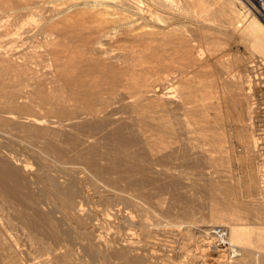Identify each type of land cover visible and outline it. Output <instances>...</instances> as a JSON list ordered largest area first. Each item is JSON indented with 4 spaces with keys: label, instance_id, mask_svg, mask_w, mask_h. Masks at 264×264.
Listing matches in <instances>:
<instances>
[{
    "label": "bare ground",
    "instance_id": "obj_1",
    "mask_svg": "<svg viewBox=\"0 0 264 264\" xmlns=\"http://www.w3.org/2000/svg\"><path fill=\"white\" fill-rule=\"evenodd\" d=\"M57 1L0 0V264H203L208 250L233 264L250 255L235 197L256 190L257 202L241 201L264 222L254 65L230 74L209 36L238 33L264 58V0ZM221 165L225 174L214 175ZM180 166L198 168L200 188L186 183L207 197L199 224ZM152 182L170 198L153 205L173 216L163 224L150 220ZM168 226L189 244L175 257L156 249ZM216 230L240 245L238 256L219 251Z\"/></svg>",
    "mask_w": 264,
    "mask_h": 264
},
{
    "label": "rangeland",
    "instance_id": "obj_2",
    "mask_svg": "<svg viewBox=\"0 0 264 264\" xmlns=\"http://www.w3.org/2000/svg\"><path fill=\"white\" fill-rule=\"evenodd\" d=\"M39 2H40V0H38ZM51 1H53V0H41V2L40 3H44L43 5H45V6H49V7H53L54 5L56 6V4H54V2H56L55 0H54V2L52 3ZM193 1V4H195V6L197 7V6H199L200 4H202V1H204V0H201V1H198L197 2V0H192ZM206 2H205V4L207 3V0H205ZM210 1V0H209ZM50 2V3H49ZM197 2V3H196ZM57 3H58V1H57ZM247 3H248V1H247ZM49 4V5H48ZM198 4V5H197ZM246 4V3H245ZM249 5H250V3H248ZM253 4L254 5H260V3L258 2V0H255V1H253ZM252 5V4H251ZM210 7H212V6H210ZM252 12L254 13V15L257 17V18H259V19H262L260 16H259V11H258V9H253L252 10ZM224 34H226V33H224ZM223 33H220V32H214V33H212V34H210V38H209V40L211 41V43H213L214 44V47L219 51V53H220V55H221V57H219V60H221L222 59V57H223V59L221 60V61H218V64L220 65L222 62L226 65V66H228V63H229V65H230V63L232 64V69H234V68H236V69H234V71H233V73H232V69L231 68H229L230 66H228L227 67V69H229V72L231 71V73L230 74H232V75H236L237 74V72H238V70H240L241 69V67H240V65H238V64H243V63H251V64H253L254 66H253V70H254V72H255V79H257V80H255L254 79V82L256 83H254L253 84V90H252V93L253 94H251V97L252 98H254V99H252V101H254V102H256L255 103V105H256V117L255 118H257L259 121H257L256 119H255V121H254V126H253V129H255L254 131L255 132H257V130L258 129H260V130H258V132L257 133H259L258 135H260V137H262L261 139H260V141H262V143H260V145L262 146L261 147V149H260V147H259V150H258V152H257V154H256V158H257V161L258 160H264V137H263V135H264V133H263V130H264V58H263V56H262V54L261 53H258V51H257V49H255V48H252L249 44H251L248 40H246V41H244V39H242L240 36H239V34L238 33H234V34H232L231 36H229L230 34H226V35H224ZM228 36H229V38H228ZM212 37H213V39H212ZM212 39V40H211ZM244 41H242V40ZM214 41V42H213ZM219 41V42H218ZM217 42V43H216ZM221 42V43H220ZM219 44V45H218ZM247 44V45H246ZM217 45V46H216ZM223 45V46H222ZM250 46V47H249ZM219 47V48H218ZM221 47H222V49H221ZM249 47V48H248ZM227 53V54H226ZM230 54V56H229V54ZM227 55H228V57H229V59H227ZM225 58L227 59V60H229V61H227V62H225L226 60H225ZM261 58H262V60H261ZM231 59V60H230ZM233 61H237L238 63L237 64H235L236 65V67H234L235 65H234V63H233ZM236 63V62H235ZM221 65H223V64H221ZM237 67H238V69H237ZM237 71V72H236ZM195 71H192V73H190V74H192L191 76H189L190 77V80L191 81H196V79H197V76L199 75L197 72H195V74L197 73V75H196V77H195V74H193ZM190 74H188V75H190ZM192 78H193V80H192ZM255 85V86H254ZM253 95V96H252ZM191 98V97H190ZM211 112V114H213V111H210ZM210 112H209V114H210ZM258 112V113H257ZM257 121V122H256ZM256 122V123H255ZM257 126V127H256ZM258 127H260V128H258ZM226 128L228 129L229 128V126L227 127V123H226V126H225V129H223L222 131H225L226 130ZM262 128H263V130H262ZM262 131V132H261ZM225 133H228V131L226 130V132ZM263 134V135H262ZM230 137L231 138H229L228 140V142H229V144H231L235 149H234V151L237 153V151H239V147H238V143H237V140L232 136V135H230ZM234 140V141H233ZM225 145H227V143H225ZM259 145V146H260ZM258 154L260 155L259 157H258ZM256 158H255V160H256ZM260 158V159H259ZM235 161H232L230 164H229V166H230V168L228 167V169H231V172H232V175L233 174H235L234 176H232L231 175V173H229L230 175H231V177H233L234 179L237 177V175L239 174V172H241V169H239V166H237V164L236 163H234ZM261 162V161H260ZM220 166V165H219ZM219 166H217V167H215V170L217 171H215L216 173H214V175L215 174H217V173H220V174H222V175H224L225 174V172H224V168H227V167H225V166H223V165H221V167L223 166V168H221L220 167V169H218V167ZM238 167V168H237ZM252 167H254V166H252ZM208 168H212V167H206V166H204L203 168H201L203 171L205 170V169H208ZM177 169H179V170H177ZM180 169H181V166L179 167V168H176V170L177 171H180ZM182 169H184V173H186L185 172V169H186V171L188 170V167L186 168V166L185 167H183ZM198 169V168H197ZM197 169H195V168H193V170L191 169V168H189V170L187 171V172H189V173H186V174H183L182 172H183V170H181L180 172H181V174L184 176V178H185V181L183 180H181V184L182 183H188V184H190L191 183V186H193L194 185V183H195V185H197L198 186V188H200L199 186L200 185H198V184H200L199 182H201V180H200V178L198 177V175H197ZM193 172H192V171ZM209 170V169H208ZM208 170H207V172H208ZM214 171V168L213 169H211V170H209V171ZM236 171V173H235V171ZM219 171V172H218ZM193 173V174H190V173ZM206 172V171H205ZM234 172V173H233ZM189 174V175H188ZM196 174V175H195ZM228 174V175H229ZM191 175H194V176H191ZM229 175V176H230ZM183 176H182V179H183ZM188 176V177H187ZM192 177V179L194 180V181H192V180H190V178ZM195 177V178H194ZM188 178H189V181H188ZM187 179V180H186ZM198 180L197 182H196V180ZM192 181V182H191ZM185 184V185H181V187H183L182 189L183 190H185L188 194L190 193V195H193V197H192V201H193V205H194V207H195V210H196V213H194V215H195V217L193 216V218H195V222H196V220H197V218H198V216H201V217H199L198 218V222L200 223V221H202V220H206L207 218V214H208V205H205L206 203H204V202H207V197H204V196H206V194L205 195H203L202 194V191H201V189L199 190L198 188H197V186H194L195 188H192L190 185H188V184ZM196 183H198V184H196ZM153 184V185H152ZM149 185V186H148ZM150 185H152L151 187H150ZM146 187H147V191H149V192H152L151 194L152 195H150V196H152V197H150V201L148 200V202H149V204H150V206H151V208L152 209H154L157 205H155V207L153 206L154 204H157V200L159 199L160 200V197H162L163 199L165 198L164 196H167L168 194L167 193H165L164 192V194H162L161 193V195L159 196L158 194H157V192H158V189L156 188V185H155V183H150V184H147L146 185ZM154 187V188H153ZM189 187V189H187V188ZM150 188H153V189H150ZM199 190V192L197 191V189ZM150 189V190H149ZM187 189V190H186ZM196 189V190H195ZM188 190L190 191V192H188ZM193 190V191H192ZM253 191H254V189H252ZM252 190H250L249 192L251 193H246L247 195V197L245 196V194H237L238 196H236L235 198L237 199L238 198V200H239V202H241V203H239V204H237V205H241V207H243V208H240L239 209V215H240V217H241V219L240 218H238V219H236V220H233L235 223H238L239 222V219H240V225H241V228L242 227H244L245 229H243V232H244V237H245V239L247 240H245L243 243H241L240 245H238V247L240 246V248L241 247H243L242 249H248V250H251V254L249 255V253L248 254H246V253H244V251H241V258H242V260H240V259H238V261L236 260L234 263L235 264H264V257L262 256L263 254H264V230H253V228L252 227H254L255 226V228H257V226L261 223V220L260 219H257L256 220V216H254L255 214H254V211H253V209L251 210V205L250 204H254L253 202H255V200H256V202H257V196H256V190L253 192ZM157 191V192H156ZM198 192V194H197V192ZM194 192H196V193H194ZM153 193H154V195H153ZM255 193V194H254ZM156 194H157V196H158V198H157V196H156ZM162 195H164V196H162ZM240 195V196H239ZM249 195H252L253 196V198H252V200H254V198H255V200L252 202V200H251V197H250V200L251 201H248V203L246 204V199L248 200V196ZM195 196H197V197H195ZM255 196V197H254ZM155 197V198H154ZM169 196H167V198H166V200L167 201H165V199L163 200L162 198H161V200H162V207L165 205V204H167V202H169L168 200H170V198H168ZM241 197V198H240ZM194 198H198V199H196V201H195V199ZM230 198H232L233 199V196H231ZM151 199L153 200L152 202H151ZM157 199V200H156ZM156 200V201H155ZM241 200H243V201H246V202H242ZM151 202V203H150ZM155 202V203H154ZM163 202L165 203V204H163ZM195 202H197V203H195ZM201 202V203H200ZM251 202V203H250ZM196 205H195V204ZM204 205H203V204ZM238 203V202H237ZM152 204V205H151ZM200 204V205H199ZM246 204V205H245ZM249 204V205H248ZM203 206V209H202V206ZM243 205V206H242ZM247 206H248V209L250 208V211H248V212H250V213H248L247 212ZM154 207V208H153ZM198 207H200L199 209L201 210H198V209H196V208H198ZM204 207H207V208H204ZM155 209H157V210H159V209H161V207H156ZM154 209V210H155ZM157 210H155V211H152V212H150V218H153V219H150L151 220V222L153 221V220H155L154 218H155V216H156V218L158 217V221H160L162 218L164 219H166L167 220V218H169V219H171L170 218V216H165V217H161V216H157V215H161V210H159V211H161V212H159V211H157ZM205 210V211H204ZM199 211V212H198ZM207 211V212H206ZM252 211H253V213H252ZM195 212V211H194ZM201 212V213H200ZM206 212V213H205ZM156 213V214H155ZM159 213V214H158ZM199 213V214H198ZM204 213H205V215H204ZM249 214H250V216H249ZM253 216H252V215ZM202 217H205L204 219L202 218ZM231 217V216H230ZM161 218V219H160ZM202 218V219H201ZM162 219V220H163ZM164 219V220H165ZM163 220V221H164ZM230 220H232V219H230ZM255 220L257 221V222H259V220H260V223H255ZM161 222V224H163L164 222ZM172 221V220H171ZM237 221V222H236ZM263 221V220H262ZM150 222V221H149ZM154 222V221H153ZM198 222H196L197 224H199ZM262 223H264V222H262ZM261 223V224H262ZM239 224V223H238ZM247 224V225H246ZM260 224V225H261ZM248 226V227H247ZM263 226V225H262ZM261 226V227H262ZM247 227V228H246ZM168 229H170L169 231L168 230H162V231H159V233H161V234H163V235H166V237H165V239L167 238V240H165L164 238H163V242H162V244L163 245H165L166 246V248L168 247V245H169V247L166 249L165 248V246H156V249L159 251V254H170L171 253V257H175L176 255H177V252H178V246H182V247H184V248H187L188 246H189V244H188V242L187 241H184L182 238L177 242V243H175V241H176V239H173V238H171V237H177L176 235V233H179V235H181L182 234V232L180 231V230H176V232L174 231V229L175 228H173V227H169L168 226ZM249 229V230H248ZM168 231V232H167ZM173 231V232H172ZM242 232V233H243ZM171 233V234H170ZM172 234H174V235H172ZM156 237H158V236H156ZM160 237H158V239H159ZM169 238H170V240H169ZM169 240V241H168ZM172 241H174V242H172ZM167 242H170L171 243V245H170V243L169 244H167ZM180 242V243H179ZM174 243V244H173ZM173 244V245H172ZM181 244V245H180ZM176 245V246H175ZM175 247H177V250H176V248ZM174 248V249H173ZM166 249V250H165ZM170 249H171V251H170ZM223 249V248H222ZM221 248H219V251L220 250H222ZM226 249V248H225ZM162 250H163V252H164V250H165V252L163 253L162 252ZM175 250V251H174ZM177 251V252H176ZM186 251H188L187 253L188 254H191V251L190 250H186ZM162 252V253H161ZM175 252V253H174ZM190 252V253H189ZM255 252V253H254ZM260 253V254H259ZM168 254V255H169ZM220 253L219 252H215V251H212V250H208L207 252H206V254L204 255L205 256V263H203V264H217V262H219L218 261V258H222V257H219L220 255H219ZM244 254V255H243ZM175 255V256H174ZM246 255H249V256H246ZM243 256V257H242ZM165 257V256H164ZM162 258H163V256H162ZM215 258H216V260H215ZM165 259H166V257H165ZM193 259V257L192 256H190L189 257V259H188V261H187V264H193L194 263V259ZM192 260V261H191ZM240 260V261H239ZM245 261V262H244ZM195 262H196V260H195ZM237 262H240V263H237ZM233 263V264H234ZM202 264V263H201Z\"/></svg>",
    "mask_w": 264,
    "mask_h": 264
},
{
    "label": "built area",
    "instance_id": "obj_3",
    "mask_svg": "<svg viewBox=\"0 0 264 264\" xmlns=\"http://www.w3.org/2000/svg\"><path fill=\"white\" fill-rule=\"evenodd\" d=\"M214 234L216 235L215 236V240H216L215 244L218 248L225 249L226 247L229 246V244L227 243V240H226V235H225L224 230H216ZM227 252H228L229 258H232V259L234 257L238 256V254H239L238 247H236V246H229L227 248Z\"/></svg>",
    "mask_w": 264,
    "mask_h": 264
}]
</instances>
